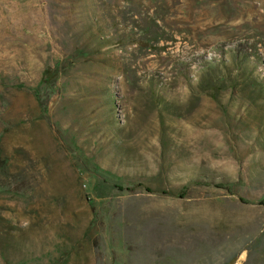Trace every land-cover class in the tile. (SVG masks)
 I'll return each instance as SVG.
<instances>
[{"label": "rangeland", "instance_id": "obj_1", "mask_svg": "<svg viewBox=\"0 0 264 264\" xmlns=\"http://www.w3.org/2000/svg\"><path fill=\"white\" fill-rule=\"evenodd\" d=\"M0 264H264V0H0Z\"/></svg>", "mask_w": 264, "mask_h": 264}]
</instances>
